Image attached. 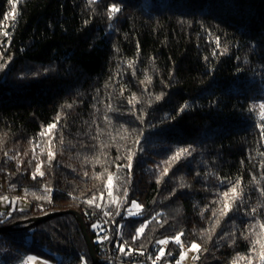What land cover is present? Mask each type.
I'll list each match as a JSON object with an SVG mask.
<instances>
[{
	"label": "trees",
	"instance_id": "1",
	"mask_svg": "<svg viewBox=\"0 0 264 264\" xmlns=\"http://www.w3.org/2000/svg\"><path fill=\"white\" fill-rule=\"evenodd\" d=\"M262 105L264 0H0V264H264Z\"/></svg>",
	"mask_w": 264,
	"mask_h": 264
},
{
	"label": "built area",
	"instance_id": "2",
	"mask_svg": "<svg viewBox=\"0 0 264 264\" xmlns=\"http://www.w3.org/2000/svg\"><path fill=\"white\" fill-rule=\"evenodd\" d=\"M88 216L92 218L93 225H96L95 231L99 236L97 247L103 255V259L109 263L118 262L115 256L120 242L118 236L115 238L112 231L114 217L105 214H98L97 212H88ZM105 237H107V239H105ZM135 260L138 259L135 258ZM132 262L133 261L129 260L127 261V264H132Z\"/></svg>",
	"mask_w": 264,
	"mask_h": 264
},
{
	"label": "rangeland",
	"instance_id": "3",
	"mask_svg": "<svg viewBox=\"0 0 264 264\" xmlns=\"http://www.w3.org/2000/svg\"><path fill=\"white\" fill-rule=\"evenodd\" d=\"M39 158V156H38ZM30 202L26 200L25 198L16 196V195H2L0 196V215H2L5 212H14L17 210L20 211H26L30 208ZM95 230V227H93ZM180 244L182 248V253L180 258L175 264H195V258L197 256L198 248L193 250L191 247H188L184 245L181 242ZM29 257H32L33 259H29ZM25 264H53L52 262L42 260L40 258H37L35 256H27L24 259Z\"/></svg>",
	"mask_w": 264,
	"mask_h": 264
},
{
	"label": "water",
	"instance_id": "4",
	"mask_svg": "<svg viewBox=\"0 0 264 264\" xmlns=\"http://www.w3.org/2000/svg\"><path fill=\"white\" fill-rule=\"evenodd\" d=\"M67 214H72V215L77 217V219L79 221V224L81 226L82 233H83V235L85 237V240L87 242V245H88V248H89V251H90V254H91V258H92L93 264H101L100 261L98 260V257H97L96 251H95V247H94V245L92 243V240L90 238L89 231H88V229L86 227L85 221H84L83 217L77 212L69 211V212L53 213V214L45 215V216H42V217H37V218L31 219V220H28V221L19 222V223L16 224V226L24 224V225H28L27 227H34L36 225H39V224H41L43 222H46V221L52 219V218L63 216V215H67ZM13 229H15V228H12V227L3 228V229H0V233L1 232H6V231H10V230H13Z\"/></svg>",
	"mask_w": 264,
	"mask_h": 264
},
{
	"label": "snow or ice",
	"instance_id": "5",
	"mask_svg": "<svg viewBox=\"0 0 264 264\" xmlns=\"http://www.w3.org/2000/svg\"><path fill=\"white\" fill-rule=\"evenodd\" d=\"M10 2H12V0H10ZM15 7H16V5H15V3L13 2V10L15 9ZM118 11H119L118 8H116V7H110V9H109V15L111 16L113 13L118 12ZM157 99H159V97H157ZM262 107H264V105H262ZM53 127H54V125H53ZM182 151L187 152V149H183ZM179 155H180V153H177V155H176L175 158H179ZM52 156H53V154H52V153H49V160L52 159ZM129 159H131V157H129ZM36 172H37L40 176H43V175H44L43 172H40V167H39V166H37ZM166 172H167V169H165V173H166ZM33 178L35 179V175L33 176ZM108 183H109V185L112 184V180H111V178H109ZM48 191H51V190H48ZM109 195L111 196V192H109ZM231 195H232V198L235 199V197H236V187H233V188L231 189ZM223 196H224L225 198H228V197H229V192H228V191H225V192L223 193ZM94 201H95V198H93V200L88 201V203H89V204H93ZM97 207H99V205H97ZM224 207H225V212H226V211L228 210V208H229V204L227 203V199H226V202H225V206H224ZM129 215H131V212H129ZM93 227H96V225H93ZM143 230H144L143 228H140V229H138V232H143ZM134 238H135V237H134ZM105 239H107V237H105ZM159 243H160V244H166V243H168V241H167V240H161V241H159ZM176 243H180V238H179V236L176 237ZM191 248H192L193 250H195V249L198 248V245L195 244V243H192ZM119 250H120L121 252H124V248H123L122 246L119 248ZM162 254H163V250H161V255H162ZM261 258L264 259V255H262ZM29 259L31 260V259H33V258H32V257H29Z\"/></svg>",
	"mask_w": 264,
	"mask_h": 264
}]
</instances>
